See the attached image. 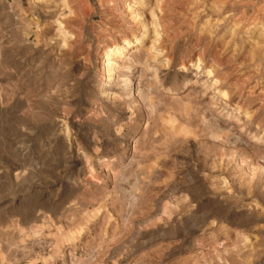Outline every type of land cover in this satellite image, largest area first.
<instances>
[{
  "label": "rangeland",
  "instance_id": "obj_1",
  "mask_svg": "<svg viewBox=\"0 0 264 264\" xmlns=\"http://www.w3.org/2000/svg\"><path fill=\"white\" fill-rule=\"evenodd\" d=\"M0 264H264V0H0Z\"/></svg>",
  "mask_w": 264,
  "mask_h": 264
}]
</instances>
